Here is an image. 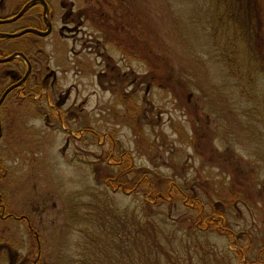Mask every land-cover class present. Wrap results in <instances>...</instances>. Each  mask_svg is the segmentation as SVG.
I'll return each instance as SVG.
<instances>
[{
  "label": "rangeland",
  "instance_id": "1",
  "mask_svg": "<svg viewBox=\"0 0 264 264\" xmlns=\"http://www.w3.org/2000/svg\"><path fill=\"white\" fill-rule=\"evenodd\" d=\"M74 6L95 10L83 24L93 36L99 14L104 31L121 10L127 15L133 49L107 37V50L114 61L129 55L131 71L139 57L136 117L126 118L132 100L122 107L112 101L121 91L88 88L85 78L78 89L81 98L92 92L89 121L60 122L53 110L45 120V99L37 95L13 105L11 134L0 142V264H79L85 249L104 264H134L128 257L136 258L132 250L144 240L123 242L107 255L106 241L88 235L85 218L108 209L122 224L139 218L160 224L169 240L161 236L159 250L171 262L167 251L188 244L189 264H201L203 255L205 264H264V78L251 72L250 54L239 53L242 38L218 29L225 6L211 0H74ZM262 31L264 38V24ZM124 183L138 186L123 189ZM146 186L158 194L169 186L172 197L158 204L156 195L146 197ZM233 193L241 199H231L229 226L214 221L229 234L208 232L210 206L220 208ZM183 234L187 240L179 243ZM159 258L134 261L165 262Z\"/></svg>",
  "mask_w": 264,
  "mask_h": 264
},
{
  "label": "flooded vegetation",
  "instance_id": "2",
  "mask_svg": "<svg viewBox=\"0 0 264 264\" xmlns=\"http://www.w3.org/2000/svg\"><path fill=\"white\" fill-rule=\"evenodd\" d=\"M54 1L0 0V96L10 88L0 102V142L11 134L13 105L35 102L30 95H37L40 102L45 99L42 115L45 120L52 110L60 122L91 120L93 110L85 106L92 92L80 97L78 85L82 83L78 80L82 78L88 88L94 84L103 91H121L120 99L114 95L112 101L122 107V103L132 100L128 106L132 115L126 118L130 116L132 122L136 117L139 57L133 58L132 71L129 55L125 60L114 61L108 54L107 37L99 30L95 36L83 31L91 10L86 7L77 10L74 0H58V5ZM25 28L46 34L24 33ZM49 38L53 40L50 42ZM65 39L72 41L70 47H64ZM117 118L123 121L124 116ZM84 129L91 130L87 124ZM3 165L0 160V166Z\"/></svg>",
  "mask_w": 264,
  "mask_h": 264
},
{
  "label": "trees",
  "instance_id": "3",
  "mask_svg": "<svg viewBox=\"0 0 264 264\" xmlns=\"http://www.w3.org/2000/svg\"><path fill=\"white\" fill-rule=\"evenodd\" d=\"M211 1L214 5L217 2L219 5L225 6L224 12H221L219 15L222 24L221 26H219L218 29L220 30L224 27L236 38H242L244 45H241V42L237 44L239 53L242 54L249 53L250 56L248 57L251 59L250 63L252 66L251 72L256 74L259 73L264 78V38L262 31L264 24V13H263V6L260 4L259 0H211ZM86 9L91 10L90 19L93 18V16L95 15L93 12L94 9L92 10L90 7H86ZM97 18L100 24L98 23L97 20L94 21L93 19V21L96 29L100 31V34L104 35L105 37H109L110 41L116 42L126 52L127 51L130 52V50L133 49L126 42L125 36L128 34L127 27L129 26V20L127 15L125 16L122 13V10H121V15L119 12V14L114 17L115 26L112 27L111 24H109L108 29L105 31L103 30V22H101V20L102 21L104 20L103 14H99ZM110 21L111 19L108 18V22ZM222 31L225 30L222 29ZM131 39L132 41H134L133 43H137V41L134 40V38ZM259 87L264 94V81L260 84ZM1 169L2 167L0 166V175H1ZM125 171L126 173H131L134 172L135 169L132 168L129 171L127 170ZM167 181H169V179H167ZM137 186L133 187L128 183H124L123 185H121V188L128 190H136ZM169 189L170 187L168 186L164 191L165 193L158 194L157 191H154L155 192L154 194V192L152 193L150 188H147L146 186V188L145 187L142 188V191L145 190V192H147L146 197H149L151 195L152 197H154V195L159 197V200L157 201L159 202L158 204H166L168 201L166 202L164 201L160 202V201L172 197V192ZM161 196L165 198L163 199ZM226 199L227 198L224 197L222 198V201L224 200L225 201L223 202L222 206H220V208H216L214 207V205L210 206L208 213V216L210 217V226L207 229L208 232L219 231L223 235L229 234V232L227 233V231L225 230L222 231L221 230L222 228L221 226H218V223H223L225 228L229 226L228 214L231 212L233 207V206L231 207L232 205L231 199H241V196L236 193H233L229 200ZM233 202L235 201L233 200ZM105 208L107 207H104V209ZM93 210L95 211V209ZM107 211H108L107 213L105 212L104 214H100V215L91 214L90 218L89 217L85 218V226L88 227L90 225L92 227V230H90V232L88 233V235L91 236L92 240L95 238V236H98L101 240L106 241V244L108 245L107 255L115 254L116 251L119 250L118 247L123 242L126 244L131 239H141L145 241L144 245L146 246L143 247V245H141L142 247H138L132 250L133 255H135L136 258L128 257L129 260H131L134 264H135L134 261L135 259H138L140 261L146 259H156L159 261L160 260L159 254L161 258L164 255V259H165V262H161L159 264H187V263L189 264V261L192 258L190 257L187 258V248L188 246H190L188 244L183 246L182 252H179L177 250L178 246L177 248L171 251H167V253L171 256L173 262H171L170 258L167 259L166 258L167 255L163 254V252L159 250V248L160 249L162 248V244L159 241L161 240V236L165 240H169L167 239L168 235L166 234L167 235L166 236L165 234L162 233L160 224L149 223L150 222L149 218H145V220L139 218L138 224L133 223L131 225H127L126 222L125 224H122L121 223L122 217L113 215L114 213L112 212L111 209H108ZM201 218H207V214L202 213ZM201 218L200 215H198L194 217L193 221L199 222L202 220ZM215 220L218 221L217 224H215L214 222ZM126 221H128V219H126ZM132 226L133 229L131 228ZM195 234L196 233H194L193 235ZM183 239H186L184 237V234L180 235L179 243L183 242ZM91 241L86 242V244H91ZM170 242L171 241H168L167 244L170 245ZM227 251L228 250H226V252ZM194 252L197 253L195 247H194ZM82 255L83 256L87 255V259L84 261L79 260L78 261L79 264H104L102 261H100L98 257L99 255L91 254L87 249L83 251ZM226 255L227 254H225L223 258H225ZM78 256H81V254L78 253ZM202 257L204 259L201 261V264H205L206 258L204 257V255L201 256L200 258L202 259ZM112 264H117V260L114 263L112 262ZM242 264H253V263L251 260H248V263L244 262Z\"/></svg>",
  "mask_w": 264,
  "mask_h": 264
},
{
  "label": "water",
  "instance_id": "4",
  "mask_svg": "<svg viewBox=\"0 0 264 264\" xmlns=\"http://www.w3.org/2000/svg\"><path fill=\"white\" fill-rule=\"evenodd\" d=\"M26 32H35V33H40V34H42V35L46 34V33H41L40 31H38V30H36V29H34V28H25V29H24V33H26ZM26 75H27V72L25 73L24 78L26 77ZM9 89H10V88L6 89V90L3 92V94L0 96V102L3 100V98L5 97V95L7 94V92H8Z\"/></svg>",
  "mask_w": 264,
  "mask_h": 264
}]
</instances>
